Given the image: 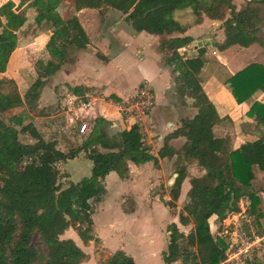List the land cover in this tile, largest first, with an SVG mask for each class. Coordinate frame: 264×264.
Masks as SVG:
<instances>
[{
	"label": "trees",
	"instance_id": "obj_1",
	"mask_svg": "<svg viewBox=\"0 0 264 264\" xmlns=\"http://www.w3.org/2000/svg\"><path fill=\"white\" fill-rule=\"evenodd\" d=\"M73 1L76 12L82 9L120 12L135 32L159 37V50L163 53L186 47L193 41L188 36L170 37L185 32L174 12L187 9L193 16L194 25L200 24L205 17L222 21L224 39L215 44L218 51L235 45L246 48L253 43L264 49L257 6L260 1L249 2L238 11L231 0ZM27 2L36 14L35 24H47L51 35L44 44V61L35 64L36 78L25 86L22 94L12 79L5 76L0 79V264H82L86 254L72 239H60V236L71 228L84 245L90 241L94 245L99 243L93 233L92 202L104 195L105 177L114 172L125 180L129 178L128 163L136 166L148 162L156 164L158 158L173 157H176L173 163L175 177L169 200H160L168 209L176 206L181 184L187 177L186 160L195 161L204 174L189 178L186 201L178 213L179 225L190 226L188 233L180 231L175 223L166 226L168 244L162 253L163 262L221 264L225 260L228 241L213 235L209 225L211 217L215 216V222L221 223L229 214L238 211L241 200L248 201L246 213L255 230L260 227V199L252 182L255 168L264 171V102L253 103L247 112L248 116H258L262 134L253 141L242 143L229 153L227 159H221L217 152L222 140L215 138L212 132L219 117L197 79L205 65L204 55L182 57L175 51L166 59L174 76L175 94L183 105L190 99L196 113L182 119L179 127L163 138L156 156L138 125L133 124L109 136L105 126L110 123L102 117L94 120L90 133L79 146L62 149L56 140L45 139L31 121L25 123L26 117L28 111L38 108L48 79L64 64L72 62L69 49L84 50L89 39L75 15L67 20L61 18L57 12L59 0ZM134 6L139 14H128ZM17 44V33L0 19V74L5 73ZM96 56L106 60L100 53ZM225 82L230 84L236 103L241 104L260 88L264 90V66L250 64L228 76ZM72 90L78 93L76 87ZM20 107H26L27 111L19 113L17 119H2L5 112ZM19 135L28 136L32 142H21ZM178 137L185 141L179 150H174L169 142ZM202 142L207 143V149H197L196 145ZM80 152L92 162L90 175L63 187L59 167ZM35 236L42 246L32 245ZM255 252L248 264H264ZM97 264H134V261L124 252L117 251Z\"/></svg>",
	"mask_w": 264,
	"mask_h": 264
},
{
	"label": "crops",
	"instance_id": "obj_2",
	"mask_svg": "<svg viewBox=\"0 0 264 264\" xmlns=\"http://www.w3.org/2000/svg\"><path fill=\"white\" fill-rule=\"evenodd\" d=\"M59 1L60 2L57 7V12L61 16V18L63 20H67L75 15L89 39V45L84 50H76V58L73 63L64 64L58 72L50 77L55 81H60L58 84L59 87L62 88V86L68 85L69 88H71L69 90L70 93L66 94V99L63 98L62 100V106L66 107V109L62 107V109H65L64 113L66 115V120L76 112L75 108L71 109L69 107V98L71 96H79L82 89H84L85 91L91 89L97 95L93 96L94 101L92 103V106L89 110L85 111V114L88 115L92 121H94L98 117L104 118L110 123L109 127L113 130H116L117 132L121 131L124 128H129L131 126L129 124V121H127L124 116H121L122 114L119 112L117 106L118 104L123 103L127 98L134 95L137 89L142 84H146L153 91L155 103L149 115V118L146 121L149 122V124L151 123L153 128H145L144 131L146 133L148 132L151 136H156V133H158L156 139L149 140L148 144H150V146L152 147L156 145V148L158 149L161 148L163 144V138L166 135L172 133L179 126L174 121L163 123V120H166V118L168 117H170L171 119H176L178 117V114L173 103H170L167 100L166 91L170 88L169 85L171 84L172 73L168 66L166 68L162 67L159 64L161 53H163L161 51L159 52V37L149 35L145 32H135L131 28V26L127 22H125L124 15H122L120 12L111 9L105 11V13H101L98 10L94 9H82L76 12L74 9L73 0H68L67 2L65 0ZM252 1L261 2V4L257 5L260 9L259 15L261 18V7L262 5H264V0H231L232 4L235 6L236 11L245 7L247 3ZM137 13L138 10L136 9V6H134V8H132L128 14L138 15L139 13ZM90 14H96L97 19L87 20V17ZM35 15L36 14L33 9H30L28 7L27 0H0V19L2 23L18 35L17 47L9 59V63L7 65L5 73L0 74V79L4 76H8L9 64L16 54L17 50L19 49V45L22 40V38L19 39V34L26 28L28 24L34 22ZM111 17H114V19L108 22L109 18ZM174 17L179 22V24L183 28H185V32L183 34L175 33L170 37L188 36L192 38L193 41L213 43L212 46H205L204 56L209 53L214 58L206 59V57H204L205 65L200 71L197 79L207 98L213 104L219 117V121L212 128L214 137L222 140V146L221 149L217 152V155L221 159H227L229 153L237 149L242 143L246 141H253L262 134V128L259 125L258 116L254 115L249 117L246 115V113L249 111L251 105L254 102H264V90L260 88L249 99H247V101H244L241 104H237L232 96L231 86L229 83H226L225 80L228 78V76L241 71L250 64H260L264 66V49L259 44L253 43L246 48L235 45L229 47L224 51H218L215 47V44L221 43L224 39L223 29L221 27L222 21H212L205 17L200 24L194 25L193 16L189 9L175 11ZM115 18L117 19L115 20ZM96 20L99 24H97L93 36H90L87 31L88 27L85 24L88 22H94ZM104 21L109 24L107 32L101 31L100 28L102 25L101 22ZM50 35L51 30H40L37 28V35L35 37L27 38L25 42H27L28 44L38 43L41 44L40 47H44V44L48 40ZM139 39H145L148 42L147 45H152L151 47L153 48V52L155 54L156 64L152 69V73L143 74L142 80L136 81L129 88H123L119 84V72H121L119 71V68L122 64L121 61L124 56L123 53L128 48L130 43ZM192 42L186 47L177 50H170L168 52L169 56H171L172 53L176 51L180 55H182V52H187L186 54L188 57H195L196 55H191L190 52V49L192 48ZM28 44H25L24 47H27ZM135 48V54L138 55L140 59L145 58V55H143V49L145 47L143 46L142 48H140L136 46ZM96 53H100L102 56L106 57V60L104 61L99 59L96 56ZM243 53L247 54L245 63L240 62L237 57L238 55H241ZM99 73L109 74L110 77L114 80V84L112 85L111 83H109L111 87L106 88L104 86V82L100 80L101 78ZM74 87L78 89V93L73 92L72 88ZM45 88L46 85L42 89V92ZM114 99H117L118 101ZM40 101H42L41 98ZM161 108H163L165 111V115L163 116ZM159 120L162 121L161 124H159ZM66 125L67 126H64V129L68 128L67 123ZM142 129L143 126L141 127V130ZM183 140H185L183 137H178L172 139L169 144L174 150H177V142H184ZM196 147L197 149H207V143L202 142L199 145H196ZM152 154L156 156L154 152H152ZM171 160H169L168 158H158L156 164L148 162L138 166L132 163H128L129 178L125 180L120 179L114 172L109 173L105 177L103 181L105 191L108 190V186H111L113 184L118 185L117 190H120V187L123 186L122 184H127L128 186H136V184L141 181H143L141 183H146L143 190L145 195L143 213H139L140 208L137 194L134 191H129V193L133 195L136 200L135 205L132 208H129L128 212H124L121 208H118V212L121 214L120 217H122L120 218L121 220L117 219L113 222L106 221V225H103H113L116 229L115 232H109L105 229H101L100 232L102 234L101 236H99L96 231L95 232L97 233V235H95L93 231L94 236L99 239L101 248H103L105 252H107L108 254H113L117 251L124 252L121 248L122 246L118 245L117 243H114V245L111 246L112 242L109 239H115L116 237L113 236L114 233L122 232L125 226L128 227L131 224H135L138 227V231H141L142 235H144L148 239V242L150 244V249L147 253L148 256L155 257L158 264L160 261L162 262V264H165L162 259V253L166 251L168 244V233L166 232V226L170 223H175L179 228L178 216L173 215L170 219H162V217L160 216L158 221H154L153 217L156 216L155 211L157 209H159L161 213H165L168 215L171 211L158 198L152 200L154 197L149 199L148 195L157 186L155 181H158L157 179L161 178L162 176L165 177L166 174L171 172L169 170L171 169V164H173ZM203 171L204 170H201V173H203ZM254 173L255 179L253 180L252 184L258 191L257 196L260 199L259 209L261 213V217L259 219L260 227L258 228V231H262L261 234H259L258 232L257 233L263 239L264 244V171L255 170ZM150 175L154 176L155 178L151 177ZM173 177H175V174H173ZM188 189L189 179L188 177H186L181 184L179 194L180 199L186 196ZM164 197L168 198V195L166 194ZM248 203L249 202L247 201V205ZM151 216L152 218H150ZM215 219V216L210 218V220ZM156 222H158V224H156ZM155 225L159 226V229L162 232L161 236L156 235V232L154 231ZM210 230L212 232V229ZM115 236H117V234H115ZM68 239H72L75 244L83 251V248L80 247L74 237L70 236ZM90 243L93 244L92 241H90L89 244ZM83 245L84 244L82 243V246ZM124 253L127 255V252ZM131 258L133 259L134 264H137L134 258ZM172 264L180 263L175 262Z\"/></svg>",
	"mask_w": 264,
	"mask_h": 264
},
{
	"label": "rangeland",
	"instance_id": "obj_3",
	"mask_svg": "<svg viewBox=\"0 0 264 264\" xmlns=\"http://www.w3.org/2000/svg\"><path fill=\"white\" fill-rule=\"evenodd\" d=\"M66 2L68 0H65ZM109 10V9H108ZM107 10H103L101 13H105ZM92 20V19H97L96 14L88 15L87 20ZM114 17L109 18L108 22L113 20ZM117 18H115L116 20ZM114 20V21H115ZM97 20L94 22H88L85 25H87V31L90 36H93L95 32V28L97 27ZM101 31L107 32V29L109 27V24L104 22H101ZM260 37L264 40V5L261 7V24H260ZM40 30H51L50 27L43 23L40 26H37L35 22H32L26 26L24 30L21 31L20 38H22L19 49L17 50L16 54L12 58L9 67H8V79H12L16 86L18 91L22 94L24 91V88L27 84H30L35 78H36V62L39 60H43V55L46 53L44 50V47H40L41 44H28L25 42L27 38L35 37L37 35V28ZM132 30V29H131ZM147 40L145 39H139L135 40L134 42L130 43L128 48L124 51L123 53V59H122V64L119 68V84L123 88H129L131 87L136 81L142 80V76L145 73H152V69L154 65L156 64V59H155V54L153 52V48L151 47L152 45L149 44L147 45ZM203 46H208L210 45L209 42H202ZM25 44H28V46L24 47ZM140 47L142 48L143 46L145 47L143 49V55H145V58L140 59L138 55L135 54V47ZM190 52L193 50V46L191 45ZM76 50L73 48L69 49V56L72 59L73 63L75 61V54ZM160 52V50H159ZM187 52H182L181 56L182 57H188ZM196 54H194L195 56ZM205 55V53L203 54ZM197 56V55H196ZM169 57V53H161V59H160V65L162 67H166V59ZM206 59H212V57L209 53L204 56ZM240 62H244L247 59V54L243 53L241 55L237 56ZM44 61V60H43ZM209 62V60H208ZM70 64V63H69ZM91 64V63H90ZM41 65V64H40ZM98 65V64H96ZM247 67V66H246ZM93 68V67H90ZM118 73V72H117ZM100 74V80L104 82V86L106 88H110L111 86L109 83L112 85L114 84V80L110 77L109 74L107 73H99ZM173 74L171 75V84L169 85L170 88L166 91L167 95V100L170 103H173L175 110L178 114V117L176 119H171L170 117L164 119L163 123L168 122V121H174L180 125V121L185 118H191L195 113L196 109L191 106L192 101L190 99H186L185 104L183 105L181 100L177 97L175 94V88H174V83H173ZM59 82L60 81H55L52 78H49L47 83H46V88L42 92V95H40V98L42 101H40V98L38 100V108L34 111H28V118L26 117V122L28 123L29 121L32 122L34 126L38 129L39 133L47 139V140H54L56 139L57 146H61L62 149H71L75 148L80 145V143L83 141L85 137H87V133L81 135L77 131V125L76 126H68L67 129H64V126H67L65 121H66V115H65V106H62V100L63 98L66 99V94L70 93V89L68 85H64L59 87ZM116 82V81H115ZM156 90V89H155ZM85 93L92 94L93 96L97 95L93 90L89 89L88 91H85L84 89L81 90V94L79 95V98L81 100L84 97ZM157 93V92H156ZM254 94V93H253ZM42 96V97H41ZM157 98V97H156ZM249 99V98H248ZM247 101V100H245ZM255 103V102H254ZM252 106V105H251ZM64 107L65 109H62ZM22 111H27L26 107H20L16 109L9 110L5 112L2 115V119L7 121L8 118L12 119H17V116L19 113ZM162 116L165 115V111L163 108H161ZM247 115V113H246ZM123 116V115H121ZM248 116V115H247ZM254 116V115H253ZM251 117V116H249ZM122 118V117H121ZM159 124H161V120L158 121ZM162 123V124H163ZM94 124L93 122H90L88 124V130L92 128ZM152 127V124L149 122H146L143 126V133L146 138L147 143L151 139H156V136L158 133H156V136H151L148 132L146 133L144 130L145 128L149 129ZM106 131L108 132L109 136H113L117 133L116 130H113L109 127V125L105 126ZM153 128V127H152ZM60 136V137H59ZM19 139L23 143H29L32 142V140L26 136V135H19ZM185 141V140H183ZM184 142H177L176 147L178 150L181 148L182 144ZM150 145V144H149ZM151 151L157 154V151L160 149L156 148V145L154 147L150 146ZM101 151H103L101 149ZM171 160V159H169ZM176 160V157L172 158V163H175L174 161ZM184 167L186 168V173L187 177L192 178V177H200L201 175L204 174L201 173V168L196 165V162L192 160H186L184 162ZM92 166V162L85 156L83 152L78 153V155L71 159L68 160L65 164L60 165V173L62 175V178L60 179V183L63 187H66L70 182L72 183H77L79 180H81L84 177H88L90 175V169ZM171 172L165 175V177H161L157 179L158 181H155L157 186L155 189L151 191V193L148 195L149 199L153 198H158L161 200V198L164 201L169 200V191L170 187L172 185V182L174 180L173 177V170H174V164H171V169H169ZM256 171H258L255 168ZM254 170V171H255ZM116 175V174H115ZM151 177L155 178L154 176L150 175ZM117 177V176H116ZM146 179V177H145ZM143 182V181H141ZM138 182L136 186H128L127 184H122L123 186L120 187V190H117L116 184H113L111 186H108V190L105 191L104 195L98 199L94 200L92 202V220H93V231L95 235L97 233L99 236H101V229H105L106 231H114L115 228L113 225H106V221H115L117 219L121 220L120 218V213L118 212V208L122 209L124 212H128L129 208H132L135 205V198L133 195L129 193V191H134L139 200V213H143V204L144 202V186L146 183H141ZM171 182V183H169ZM253 185V184H252ZM133 187V188H132ZM253 188L256 190V187L253 186ZM168 195V198H165V195ZM186 201V196L182 199L178 197L176 201V206L173 209H169L171 212L168 214L161 213L159 209L155 211L156 216L153 217L154 221H158L160 216L162 219L164 218H171L173 215H177L180 212L181 208L183 207V204ZM178 207V208H177ZM152 218V216L150 217ZM158 224V222H156ZM209 224H210V229H212L213 235H216L217 229L220 227L219 223H216L215 220H210L209 219ZM216 226V227H215ZM156 235L161 236L162 232L159 229L158 225L154 226ZM180 231L184 232L185 234L188 233L190 226L188 227H182L179 225ZM97 233H96V232ZM220 231V230H219ZM261 234L262 231L258 229L256 230V233ZM257 233V234H258ZM117 234V236H115ZM70 236L74 237L76 239V242L80 245V247L83 248V251L86 253V259L82 262V264H97L99 261L103 260L106 255H108L107 252L101 248V243H98L97 245H93L92 243H88L87 245H83L81 241L78 239L77 232L74 229H67L63 235L60 236V239H68ZM116 237L115 239L110 238L109 240L112 242V245L114 243H117L118 245L122 246L121 248L123 249L124 252H127V255L131 256L134 258L137 264H158L156 262L155 257H149L148 256V250L150 249V244L148 242L147 237L142 235V232L138 231V227L135 224H131L128 227L125 226L124 230L122 232H116L113 235ZM227 240V237H225ZM119 242V243H118ZM32 245L34 247H39L42 246L41 243L38 241L37 237L35 236L33 239ZM113 248V247H111ZM113 252V251H112ZM111 253V252H110ZM256 257H258L263 263H264V248L260 250H256L255 252ZM162 264L160 261L159 264Z\"/></svg>",
	"mask_w": 264,
	"mask_h": 264
},
{
	"label": "built area",
	"instance_id": "obj_4",
	"mask_svg": "<svg viewBox=\"0 0 264 264\" xmlns=\"http://www.w3.org/2000/svg\"><path fill=\"white\" fill-rule=\"evenodd\" d=\"M69 107L76 112L66 120L68 126H76L79 134L83 135L88 130V124L93 122L85 114L94 101L92 94L85 93L83 99L79 96L69 98ZM155 97L152 89L142 84L134 95L118 104L119 112L129 121L130 125L136 124L140 128L144 126L153 109ZM87 134V135H88ZM247 201H240L238 211L229 214L217 230V237H227L228 247L225 252V260L221 264H248L252 254L256 250L264 248L263 239L255 232L252 219L247 215ZM220 230V231H219Z\"/></svg>",
	"mask_w": 264,
	"mask_h": 264
},
{
	"label": "water",
	"instance_id": "obj_5",
	"mask_svg": "<svg viewBox=\"0 0 264 264\" xmlns=\"http://www.w3.org/2000/svg\"><path fill=\"white\" fill-rule=\"evenodd\" d=\"M211 46L213 43H209ZM193 50L191 51V55H201L205 53V47L203 46V43L201 41H193Z\"/></svg>",
	"mask_w": 264,
	"mask_h": 264
}]
</instances>
